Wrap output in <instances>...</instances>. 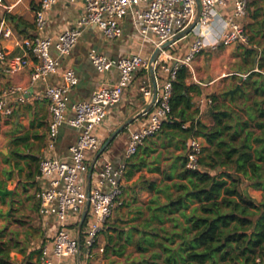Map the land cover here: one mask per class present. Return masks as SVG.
Here are the masks:
<instances>
[{"label":"built area","instance_id":"1","mask_svg":"<svg viewBox=\"0 0 264 264\" xmlns=\"http://www.w3.org/2000/svg\"><path fill=\"white\" fill-rule=\"evenodd\" d=\"M59 0H42L36 10L35 25L42 33L47 25L46 14ZM70 3L83 1L85 12L74 27L63 30L56 38L38 34L25 38L17 44L26 53L23 56L8 59L3 49L2 40L13 36L14 31L0 17V63H5L10 73H17L32 66L31 84L46 80L50 75L58 73L62 60L69 55L78 44L84 31L89 27L98 28L106 39L112 40L123 35L122 20L134 13L137 17V31L144 41H151L157 47L169 41L175 35L185 30L196 18L198 3L201 11L198 23L191 34L194 35L189 51L184 57H179L170 49L162 51L154 64L155 73L164 74L166 79L158 87L157 99L153 109L146 113L147 120L140 129L131 133L125 152L127 161L138 152L146 139L155 136L167 120L170 112L172 83L178 70L186 66L194 71L192 63L195 57L207 47L206 38L210 34L215 18L220 9L228 5L227 0H68ZM234 10L225 18V30L218 45L228 46L234 43H248L250 30L243 23L247 15L250 0H233ZM4 1L0 0V8ZM190 34V35H191ZM187 38V37H186ZM185 39V38H184ZM55 49L57 56H53ZM90 59L100 72H109L117 68L120 72L119 81L103 86L95 91L90 100L71 103L72 90L79 84V77L72 68H66L62 73L61 82L48 86L45 96L49 104L51 121L49 124V141L47 149L56 151L61 129L69 125L78 132V138L69 148L66 159L46 155L40 161L39 180L41 188L37 193L40 201V214L48 223L53 219L56 224L53 247L44 246L41 249L38 264H58L59 259L76 258L78 255L79 238L82 240V230L79 224L88 200L90 211L85 221L83 232L84 246L88 251L98 243L100 235L112 217L115 209L122 205V185L127 168V162L115 164L104 154L95 162L91 179L90 197L87 194L88 175L93 160L89 155H95L102 147L97 135L98 127L107 119L109 110L117 106L123 99L127 88L133 83L136 74L141 70L150 71L151 59L142 54H133L114 59L96 50L90 51ZM194 80H197L194 76ZM140 91L144 97L152 100L153 85L150 80L143 81ZM28 90L13 86L3 91L0 97V112L10 114L6 97ZM20 101H25L24 97ZM69 110L73 116L68 117ZM186 127V126H185ZM204 141L193 137L187 143V168L199 169V159L203 155ZM84 223V224H85ZM84 226V225H83ZM82 243V241H81ZM83 245V244H82ZM103 252V248H100ZM257 264H264L258 259Z\"/></svg>","mask_w":264,"mask_h":264},{"label":"crops","instance_id":"2","mask_svg":"<svg viewBox=\"0 0 264 264\" xmlns=\"http://www.w3.org/2000/svg\"><path fill=\"white\" fill-rule=\"evenodd\" d=\"M3 1L0 17L14 31L11 38L2 40L8 59L25 55V49L17 42L38 34L56 38L63 30L74 27L85 12L83 1L70 3L68 0H59L47 12L46 28L40 33L35 25V12L42 0ZM227 1L228 5L220 9L219 15L209 29L210 34L206 38L207 47L195 57L196 70L190 71L191 76L188 80L189 84H196L201 90L200 94L194 95V109L199 111V119L209 126L213 124L211 95H218L220 87H224L222 91L233 89L237 83L234 77L246 79L252 72L258 71L259 62L264 58V0L261 24L256 26L253 33L254 44L234 43L223 46L218 45V42L225 30V18L234 10V1ZM137 22L134 13L127 15L122 20L123 35L112 40L106 39L96 27L87 28L71 55L62 60L58 73L35 84H31L32 66L12 74L8 72L5 63H0V97H3V91L9 87L20 86L28 90L27 95L18 92L6 97L11 113L0 112V191L13 192L12 196L0 194V245L11 247V264H38L41 249L44 246L52 249L57 224L53 219L47 223L40 214V201L37 197L41 188L40 161L46 155L66 159L70 146L78 138L77 130L65 125L61 129L56 151L47 149L51 115L45 96L46 89L52 84L61 82L62 73L66 68H72L79 77V84L71 93V103L90 100L99 88L117 83L120 77L119 70L113 68L109 72L100 73L91 62L89 54L92 50L114 59L133 54H142L151 59L157 46L151 41L142 39L137 31ZM252 22L250 15V21L243 23L247 26ZM193 41L194 35L191 34L177 42L170 50L177 56L184 57ZM240 45H248L247 47L257 51L253 62L252 59L245 60L244 53L247 47L241 48ZM52 54L57 56L55 49L52 50ZM205 54L209 59L208 71L203 68ZM205 72H208L205 81L194 80V76L202 78ZM155 77L158 87H161L164 74L156 72ZM146 80H150L153 85L151 72L139 71L133 83L125 91L122 101L109 110L107 119L97 129V135L103 144L121 125L131 118L134 119L132 124L112 141L104 154V158L110 159L115 164L126 161L125 152L131 133L140 129L147 120L144 111L150 104V99L144 97L140 91L141 84ZM21 97H24L25 101H20ZM73 114V111L69 110L68 117H72ZM159 154H161L162 168H169L173 160L171 157L167 159L165 150L160 146L158 151L152 152L147 158L153 161ZM94 157V154H90L89 160L92 161ZM128 171L129 168L123 178L121 200L125 206L120 208L121 212L128 209L129 203L131 206L147 204L151 198L147 190L141 189V179L156 180L161 177L148 168L135 170L130 177ZM249 193L258 200L262 199L260 190L250 188ZM104 246L99 245L90 251L82 246V264H108L110 260L100 251ZM112 258L115 259L114 256ZM54 262L78 264V256L67 259L54 257Z\"/></svg>","mask_w":264,"mask_h":264},{"label":"trees","instance_id":"3","mask_svg":"<svg viewBox=\"0 0 264 264\" xmlns=\"http://www.w3.org/2000/svg\"><path fill=\"white\" fill-rule=\"evenodd\" d=\"M262 4L263 0L249 2L247 12L253 22L247 25L249 42L243 45L254 44ZM244 54L245 60L253 62L257 51L247 47ZM190 76L188 67L178 70L167 120L127 160L129 177L143 168L161 177L141 179V189L151 195L147 204L129 203L123 216L118 207V217L107 222L102 234L108 264H257L258 259L264 260V58L258 71L246 79L234 77L241 88L233 98L224 94L228 90L211 95L210 126L194 109V95L201 90L188 83ZM193 137L204 141L197 170L186 166L187 143ZM159 146L173 160L169 168L160 165L161 154L153 161L147 158ZM245 184L262 191V199L253 197ZM10 252L11 247L0 245V264H11Z\"/></svg>","mask_w":264,"mask_h":264},{"label":"water","instance_id":"4","mask_svg":"<svg viewBox=\"0 0 264 264\" xmlns=\"http://www.w3.org/2000/svg\"><path fill=\"white\" fill-rule=\"evenodd\" d=\"M200 11H201V7H200V3H198V13L197 16L195 18V20L182 32L178 33L177 35H175L172 39H170L169 41L161 44L159 47H157L154 51V53L152 54L151 57V75H152V79H153V97L152 100L150 101V104L148 105V107L146 108V110L144 111V114L149 113L155 104V101L157 99V94H158V85L156 82V77H155V68H154V64L158 61V58L161 54L162 51H165L169 48H171L174 44H176L177 42L183 40L184 38L188 37L194 30V28L196 27L197 23H198V19L200 16ZM241 88V85L238 84L235 88L230 89L228 91H225L224 94H229L231 95V97L233 98L235 93ZM134 121L133 118L129 119L128 121H126L123 125H121L117 130H115L112 135L103 143L101 149L98 151V153L95 156V159L92 162V165L90 167V171H89V175H88V184H87V194L88 197H90V191H91V179H92V174L94 171V165L95 162L107 151V149L109 148L110 144L112 143V141L118 136L120 135L122 132H124V130L130 125L132 124V122ZM0 194L3 195H11L13 194L12 191L9 190H4V191H0ZM90 211V200L87 201L83 215H82V219L81 222L79 224V231L81 232L83 225L88 217ZM81 252H82V243H81V239L79 238V246H78V264H82V258H81Z\"/></svg>","mask_w":264,"mask_h":264},{"label":"rangeland","instance_id":"5","mask_svg":"<svg viewBox=\"0 0 264 264\" xmlns=\"http://www.w3.org/2000/svg\"><path fill=\"white\" fill-rule=\"evenodd\" d=\"M252 0H250V2H251ZM248 21H250V14H249V12H247V15H246V17H245V19H244V22L245 23H248ZM240 47L242 48V47H247V46H241L240 45ZM205 56V60H204V63H203V68L206 70V71H208L209 70V64H208V61H209V59H208V57H206L207 56V54H205L204 55ZM196 60H197V58L194 60V62L192 63V66L194 67V69H195V66H196ZM196 70V69H195ZM207 74H208V72H205V76H203L202 78L201 77H197V79H198V81H205L206 79H207ZM226 87H227V85H226ZM223 88L224 87H220L219 88V90H218V94H220V93H222L223 91ZM162 162V161H161ZM167 166V165H166ZM166 166H164V167H166ZM244 187L249 191V189L250 188H248L247 187V184H245L244 185ZM123 202V201H122ZM123 205H120L119 207H122ZM119 208L117 207L116 209H115V211H114V213H113V215H112V217L109 219V221L108 222H111V221H113L116 217H118L117 216V210H118ZM127 211H128V209H124V210H122V212H121V214H122V216L123 215H125L126 213H127ZM98 243H99V245H105V237H104V235L103 234H101L100 235V237H99V239H98Z\"/></svg>","mask_w":264,"mask_h":264}]
</instances>
